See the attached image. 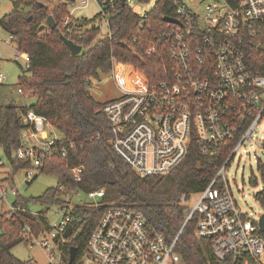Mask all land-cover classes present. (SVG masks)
I'll return each instance as SVG.
<instances>
[{"label": "built area", "instance_id": "obj_1", "mask_svg": "<svg viewBox=\"0 0 264 264\" xmlns=\"http://www.w3.org/2000/svg\"><path fill=\"white\" fill-rule=\"evenodd\" d=\"M95 1L99 11L106 15L109 34L108 13L99 0ZM89 2L83 0L81 5L87 6ZM171 2L173 17L182 23H170L173 26L160 34L167 41L166 48L175 65L171 74L150 83L145 73L134 67L126 69L131 65L113 60L110 73L121 95L102 106L109 121L111 145L139 176L170 173L185 158L193 142L208 157L226 147H231V152L205 190L189 198L182 196V203L187 204L186 218L172 241L152 227L142 211L112 203L93 229L86 252H77L72 262L71 247L66 250L71 237L65 233L74 219L75 205H71L70 198L77 191H66L62 186L60 190L68 205L33 210L19 202L22 195L15 183L1 178V208L19 222L27 245L40 248L47 259L45 264H166L169 260L179 263L177 242L193 219L197 222V237L211 240L218 264H264L260 218L249 217L235 200L228 182L220 181L239 149L245 142L253 141V133L264 118V74L249 68L245 54L248 42L255 44L256 37L264 36V0ZM71 4L76 5L74 0ZM198 8L204 10L205 18ZM155 49L154 44L147 52ZM20 55L28 65L29 56ZM5 81L0 70V85ZM18 91L22 93V89ZM24 122L22 143L13 151L12 158L31 162L25 169V181L31 184L47 158L58 154L65 157L69 147L63 145L61 137L53 135L56 128L45 117L29 111ZM6 162L10 163L8 157L0 155V167ZM83 170L82 166L71 169L76 181L82 179ZM86 194L90 199L82 203L98 205L104 189ZM52 206L58 207L62 216L54 224L48 217ZM28 209L33 214L45 210L48 227L43 219H39L38 230L25 221L23 213ZM26 264L41 263L31 259Z\"/></svg>", "mask_w": 264, "mask_h": 264}, {"label": "trees", "instance_id": "obj_2", "mask_svg": "<svg viewBox=\"0 0 264 264\" xmlns=\"http://www.w3.org/2000/svg\"><path fill=\"white\" fill-rule=\"evenodd\" d=\"M71 1L50 6L48 0H12L13 9L0 18L1 27L10 33L18 52L29 56L27 67L19 76L18 88L31 97L27 106L19 107L14 101L0 103V146L13 173L31 166L30 161L14 160L12 153L22 143V131L26 127L24 116L34 111L62 133L63 145L69 147V152L65 157L58 154L44 161L41 172L56 175L58 185L32 200L46 206L68 205L60 190L62 186L66 191L84 193L104 189L98 205L85 202L73 208L74 219L65 233L71 237L66 250L76 246L79 255L86 252L93 229L112 203L142 211L150 225L172 241L186 218L187 204L182 203V196L189 198L205 190L226 162L231 147L208 157L193 142L185 158L170 173L139 176L113 149L109 121L102 111L103 102L90 92L92 79L110 73L115 59L145 73L150 83L171 74V67L175 65L167 51V41L161 39L160 34L173 26L164 20L165 16L175 15L172 2L158 0L142 16L121 0H99L110 20V33L104 34L102 22L106 15L99 11L91 19L75 17L69 10ZM50 15L56 22L55 27L40 30ZM63 35L81 45L82 51L72 54ZM260 40L262 43L256 45ZM254 42L246 46V63L251 70L264 74V36L256 37ZM154 44L155 51L148 53ZM78 166L84 168L80 181L75 180L71 171ZM258 170L263 188L255 197L264 208L262 162ZM253 178L251 183L257 185L258 181ZM4 180L15 183L13 174ZM19 202L27 206L23 196ZM44 214L45 210L33 214L28 209L23 218L38 230L39 219L48 227ZM196 224V219L191 220L179 237L176 250L180 263L169 260L166 264H218L211 240L197 237ZM21 243L27 245L19 222L0 206V264H26L12 252Z\"/></svg>", "mask_w": 264, "mask_h": 264}, {"label": "rangeland", "instance_id": "obj_3", "mask_svg": "<svg viewBox=\"0 0 264 264\" xmlns=\"http://www.w3.org/2000/svg\"><path fill=\"white\" fill-rule=\"evenodd\" d=\"M65 1L67 0H48V3L52 6ZM74 1L76 5L70 2L69 10L70 12L72 11L75 17L91 19L99 13L100 6L95 0H90L87 6L81 5L83 0ZM157 1L137 2L130 0L129 3L137 13L144 14L150 11ZM13 7L12 0H0V18L11 11ZM198 10L201 13V17L205 18L204 10L202 8H198ZM102 30L104 34L108 31L106 20L102 22ZM26 67L27 61L25 57L18 52L10 33L0 25V70L6 76L5 84L0 85L1 104L14 101L19 107L29 105L31 97L18 91L19 76L23 68L25 69ZM132 67L134 66H128L126 69L130 70ZM134 69L137 70L135 67ZM90 92L100 102H105L121 95L111 73H102L100 79H92ZM53 135L62 137V133L58 129L55 130ZM0 155L5 157L1 147ZM260 162L264 164V118L253 133V141L245 142L228 165L226 176L220 179L222 183L228 182V186L240 208L254 219H259L264 214V208L255 197L256 193L263 188L262 177L258 170ZM9 174H13L15 178L14 186L19 189L20 194L27 200L26 203L29 207L33 208V210L47 207L34 202L32 198L43 195L48 188L56 187L58 185V177L56 175L41 172L31 184H28L25 181L26 170L21 169L17 173H13L10 164L6 162L5 166L0 167V179L7 177ZM253 176V179L258 181L257 185L251 183V177ZM89 199L84 192H74L71 195L70 203L74 206L83 201H89ZM60 212L61 210L56 206L49 208L48 217L53 224L61 220ZM12 252L23 262L37 259L41 264H45L47 261L40 248L31 244L25 245V243H21L14 247Z\"/></svg>", "mask_w": 264, "mask_h": 264}, {"label": "water", "instance_id": "obj_4", "mask_svg": "<svg viewBox=\"0 0 264 264\" xmlns=\"http://www.w3.org/2000/svg\"><path fill=\"white\" fill-rule=\"evenodd\" d=\"M122 4L125 5L126 4V0H121ZM32 16L29 18V20H31ZM164 20L167 21L168 23H175V24H179L181 25V21L179 19H177L176 17L173 16H165ZM56 25V22L54 20V18L50 15L48 17V20L45 24H42L40 26V30L46 28V27H50V28H54ZM63 39L65 41V43L67 44V46L70 48L72 54L77 55L82 51V46L77 44L76 42H74L73 40L69 39L68 37L63 35ZM12 106V105H9ZM260 227L261 230L264 232V214L261 215L260 217ZM81 232H79L77 234V238L80 236ZM77 254V247L76 246H72L70 248V261L72 262Z\"/></svg>", "mask_w": 264, "mask_h": 264}, {"label": "crops", "instance_id": "obj_5", "mask_svg": "<svg viewBox=\"0 0 264 264\" xmlns=\"http://www.w3.org/2000/svg\"><path fill=\"white\" fill-rule=\"evenodd\" d=\"M31 102V101H30ZM30 104V103H29Z\"/></svg>", "mask_w": 264, "mask_h": 264}]
</instances>
